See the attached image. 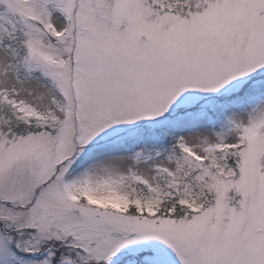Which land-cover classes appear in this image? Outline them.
<instances>
[{"label": "snow or ice", "instance_id": "6c2138e0", "mask_svg": "<svg viewBox=\"0 0 264 264\" xmlns=\"http://www.w3.org/2000/svg\"><path fill=\"white\" fill-rule=\"evenodd\" d=\"M0 264H264V0H0Z\"/></svg>", "mask_w": 264, "mask_h": 264}]
</instances>
